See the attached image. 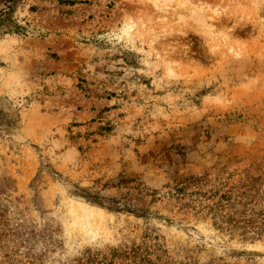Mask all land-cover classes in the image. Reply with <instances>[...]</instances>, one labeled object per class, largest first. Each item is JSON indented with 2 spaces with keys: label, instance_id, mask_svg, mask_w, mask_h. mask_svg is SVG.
Returning a JSON list of instances; mask_svg holds the SVG:
<instances>
[{
  "label": "rangeland",
  "instance_id": "374dc122",
  "mask_svg": "<svg viewBox=\"0 0 264 264\" xmlns=\"http://www.w3.org/2000/svg\"><path fill=\"white\" fill-rule=\"evenodd\" d=\"M253 212L264 0H0V264H264Z\"/></svg>",
  "mask_w": 264,
  "mask_h": 264
},
{
  "label": "trees",
  "instance_id": "16d2710c",
  "mask_svg": "<svg viewBox=\"0 0 264 264\" xmlns=\"http://www.w3.org/2000/svg\"><path fill=\"white\" fill-rule=\"evenodd\" d=\"M222 200L224 199V197H221ZM255 217L254 219H242L243 221H239L238 224H245V226H250L252 227V229H260L261 227H264V212H253ZM257 218H259L257 220ZM228 225H233L235 222V220L231 217L228 218ZM242 229H244L242 227ZM245 230V229H244Z\"/></svg>",
  "mask_w": 264,
  "mask_h": 264
}]
</instances>
